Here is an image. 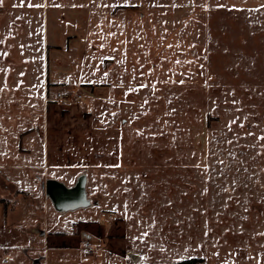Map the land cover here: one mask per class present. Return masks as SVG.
Segmentation results:
<instances>
[{
	"label": "rangeland",
	"instance_id": "374dc122",
	"mask_svg": "<svg viewBox=\"0 0 264 264\" xmlns=\"http://www.w3.org/2000/svg\"><path fill=\"white\" fill-rule=\"evenodd\" d=\"M19 5L0 0V79L10 88L27 69V92L4 93L0 85V128L16 131L21 115L32 128L21 139L42 124L44 108L58 124L75 125L58 138L64 172L74 177L68 187L87 177L92 206L65 217L80 215V251L86 241L98 248L94 254L105 248L120 264H264V5L25 2L37 7L26 20L27 55L47 32L55 49L47 71L66 82L56 85L41 82L39 63L17 56L22 20L6 31L8 10ZM53 86L76 90L82 106L46 103ZM18 187L33 189L26 181ZM6 200L14 205L7 191ZM14 215L25 220L21 204ZM35 217L66 222L52 211ZM10 256L8 264L19 263Z\"/></svg>",
	"mask_w": 264,
	"mask_h": 264
},
{
	"label": "crops",
	"instance_id": "0c3cea01",
	"mask_svg": "<svg viewBox=\"0 0 264 264\" xmlns=\"http://www.w3.org/2000/svg\"><path fill=\"white\" fill-rule=\"evenodd\" d=\"M31 1L13 0V3L18 2L20 5L17 8L8 10L9 15L7 16V20L9 21V29L6 32H12L10 30V23L12 21H16L17 19L22 20L24 25L21 31L22 34L17 35L14 39V46L19 60L23 63L27 61L39 63L41 82H48L53 85L66 83L60 80L53 81L50 77L53 76V72L47 71V68L50 67L47 56L55 50L53 46L54 42L50 43L48 41L49 35L47 32H41L34 56L27 55V39L31 36L32 32H29V28L26 27V20L32 19L34 12H37L36 6L32 7L34 10L27 7L31 4ZM225 1L233 6L252 7L264 5V0ZM25 2L29 5L24 6ZM36 3L34 1V4ZM44 14H47V11L42 10L43 16L41 22H43ZM41 26L43 27V23H41ZM5 66L6 68L9 67L7 62ZM16 68L19 69L20 67ZM26 76L27 69L25 70V77L21 78L17 76L14 78V81L8 83L11 86L10 88H6V79H0V85H3V89H0L4 93L6 89L10 91L12 89L15 92L21 90L25 94L28 82ZM21 84L23 86L18 88ZM43 111L44 119L42 124L39 126L35 125V131L23 136L21 139L19 135H23V131H26L25 128H28L23 124L21 115L19 118L20 125L16 128V131L8 130L5 126H1L0 128V132L2 133L3 131V134H6V136L1 134L2 141L6 143V150H4L5 153L2 151L3 154H0L3 157L0 159V188L2 189V196H0V262L8 264L7 261L11 262L12 257L10 255L13 254L14 259H19L17 261L19 263L17 264H78L77 262H80V264H118V259L112 257L110 253L105 252L108 251L105 248V250L103 249L104 251L102 250V252L100 251L94 255L82 254L80 251L82 244L80 238L85 234L80 235L82 229L77 223L80 215L76 218L66 219L65 217L70 212L83 211L84 209L59 213L54 209L51 201L45 195L44 185L47 180L52 179L62 182L67 187L68 181L74 180L73 176L71 177L64 172L65 144L61 134L59 135L60 138H58V133L72 131V127L75 125L66 126L65 124H58L57 120H55L56 115H48L46 108ZM70 114L71 111L66 116L71 117L72 115ZM32 116L35 117L33 114ZM39 133H43V135ZM52 133H57L54 139ZM10 136L15 137V141L13 142L17 144L13 152L10 149V147H13ZM5 155L6 164L4 161ZM68 158L72 159V156H68ZM25 181L30 182L33 185V189L22 190L18 187V182ZM6 191L13 197L12 204L14 205L12 207L8 204L11 200H6ZM18 204H21L25 220L18 221L14 215ZM50 211L54 212L57 218H65L66 222L61 225L56 222L53 224L47 218L40 221L35 217L36 213L38 215L43 213L47 215ZM76 224L77 227H74ZM118 262L120 264L119 260Z\"/></svg>",
	"mask_w": 264,
	"mask_h": 264
},
{
	"label": "water",
	"instance_id": "95a60500",
	"mask_svg": "<svg viewBox=\"0 0 264 264\" xmlns=\"http://www.w3.org/2000/svg\"><path fill=\"white\" fill-rule=\"evenodd\" d=\"M45 195L59 213L85 209L92 206L86 193V175L81 174L67 187L62 182L49 179L44 185Z\"/></svg>",
	"mask_w": 264,
	"mask_h": 264
},
{
	"label": "built area",
	"instance_id": "2783aa9c",
	"mask_svg": "<svg viewBox=\"0 0 264 264\" xmlns=\"http://www.w3.org/2000/svg\"><path fill=\"white\" fill-rule=\"evenodd\" d=\"M82 100L83 97L80 93L66 86H53L49 88V91L45 95L46 103L58 106L75 105L81 107ZM112 220H115V218H112ZM97 250V247L92 246V244H89L86 241L83 242L81 247V251L84 254H94L97 252Z\"/></svg>",
	"mask_w": 264,
	"mask_h": 264
},
{
	"label": "trees",
	"instance_id": "16d2710c",
	"mask_svg": "<svg viewBox=\"0 0 264 264\" xmlns=\"http://www.w3.org/2000/svg\"><path fill=\"white\" fill-rule=\"evenodd\" d=\"M175 264H202V261L200 259L193 258V259L182 260L181 262Z\"/></svg>",
	"mask_w": 264,
	"mask_h": 264
}]
</instances>
